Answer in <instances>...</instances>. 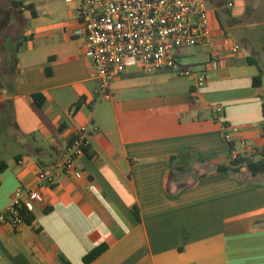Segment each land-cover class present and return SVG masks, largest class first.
<instances>
[{
  "label": "crops",
  "instance_id": "crops-1",
  "mask_svg": "<svg viewBox=\"0 0 264 264\" xmlns=\"http://www.w3.org/2000/svg\"><path fill=\"white\" fill-rule=\"evenodd\" d=\"M23 1L35 15L0 0V211L83 127L89 153L42 187L31 224L0 223V264H264V173L216 170L264 147V77L254 85L250 60L264 68V0H206L211 41L181 53L201 56L191 76L130 67L101 102L80 0Z\"/></svg>",
  "mask_w": 264,
  "mask_h": 264
},
{
  "label": "built area",
  "instance_id": "built-area-1",
  "mask_svg": "<svg viewBox=\"0 0 264 264\" xmlns=\"http://www.w3.org/2000/svg\"><path fill=\"white\" fill-rule=\"evenodd\" d=\"M78 13L80 32L86 38L85 54L93 65L96 102L112 96L113 80L130 67H139L146 73L172 70L191 76L193 67L181 63L182 51L211 41L206 0H80ZM225 42L230 38L225 37ZM232 44L235 51L241 47L238 42ZM205 81L202 73L196 85L202 86ZM88 134V127L78 130L56 158L40 168L35 186L16 189L0 211V223L19 228L26 223L24 208H46L42 187L76 172L78 159L89 146ZM242 144L247 146L246 142Z\"/></svg>",
  "mask_w": 264,
  "mask_h": 264
},
{
  "label": "trees",
  "instance_id": "trees-1",
  "mask_svg": "<svg viewBox=\"0 0 264 264\" xmlns=\"http://www.w3.org/2000/svg\"><path fill=\"white\" fill-rule=\"evenodd\" d=\"M11 6L14 10H20L22 8L31 10L32 13L35 15L36 11L34 10L33 4H26L23 0H11ZM253 64H255L258 68V73L253 78V83L255 86H260L263 83V77H264V68L263 66L258 62L257 59L251 58L250 59ZM0 87H2V81L0 78ZM34 98L38 101V103L42 102L41 96L36 94L34 95ZM80 105V102L76 103L73 110L75 111ZM263 109H264V102H263ZM230 146H233V143L230 142ZM233 149V148H232ZM89 153V146L86 147L85 153ZM258 156V157H257ZM6 161H0V170H3L7 167ZM242 168H246L252 175H258L261 173H264V147L260 150L258 154L256 153H243L238 154L236 157L231 158L228 162L219 164L216 167L217 171H234V172H240ZM22 214L24 217V220L26 223L31 224L34 219L35 215L33 211L28 209H23ZM105 249V246H99L95 248L94 250L90 251L84 258L85 262L88 263L94 258H96L100 253Z\"/></svg>",
  "mask_w": 264,
  "mask_h": 264
},
{
  "label": "rangeland",
  "instance_id": "rangeland-1",
  "mask_svg": "<svg viewBox=\"0 0 264 264\" xmlns=\"http://www.w3.org/2000/svg\"><path fill=\"white\" fill-rule=\"evenodd\" d=\"M2 16V17H1ZM3 18H4V15H3V11H0V64L2 63L3 64V60L2 58L5 51L4 48H6V42H5V35H4V21H3ZM24 27V23L21 21V22H14V24L12 25L11 27V32L16 34L21 28ZM16 39H14L13 41H15ZM12 41V43H13ZM195 49V46L193 47H189L185 50V52L189 53V52H193ZM201 56L200 55H197L196 57L194 55H187V56H183L181 58V60L183 61L184 64H189V65H193V64H196V63H193L192 61L194 60H197L199 59ZM264 59V58H263ZM263 63H264V60H263ZM3 70L2 66H0V73L1 71ZM0 127H4L3 125L0 126ZM1 128V129H2Z\"/></svg>",
  "mask_w": 264,
  "mask_h": 264
}]
</instances>
